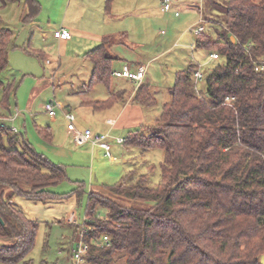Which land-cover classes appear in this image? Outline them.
<instances>
[{
	"label": "trees",
	"instance_id": "trees-1",
	"mask_svg": "<svg viewBox=\"0 0 264 264\" xmlns=\"http://www.w3.org/2000/svg\"><path fill=\"white\" fill-rule=\"evenodd\" d=\"M22 1L21 22H37L40 2ZM213 5L222 16L219 22L208 19ZM204 7L199 8L200 20L220 30L214 38L204 31L195 35L194 45L218 53L222 62L205 69L202 97L193 86L197 64L177 71L170 100L155 122L127 131L121 145L163 151L161 182L149 186L147 175L136 177L134 168L119 183L106 186L131 204L88 193L84 239L90 245L82 264H261L264 68L256 66L264 57V0H206ZM13 39L11 29L0 28V71L8 65L10 48L16 47ZM109 45L105 37L84 54L92 64L85 89L102 83L108 91L106 99L87 103L95 111L109 108L123 94L111 86L117 57L109 53ZM32 54L42 59L41 52ZM14 88L0 79V103L8 114ZM227 96L234 97L232 105L223 104ZM133 101L151 107L156 100L148 84L140 83ZM37 128L44 140H52L49 126ZM16 133L0 121V264L24 259L34 244L37 222L26 216L18 198L44 203L83 192L79 181L68 194L53 192L51 187L67 177L65 166L53 163ZM98 208L105 211L103 218L97 216ZM80 224H71L70 256ZM102 235L109 237L108 245L92 243Z\"/></svg>",
	"mask_w": 264,
	"mask_h": 264
},
{
	"label": "rangeland",
	"instance_id": "rangeland-1",
	"mask_svg": "<svg viewBox=\"0 0 264 264\" xmlns=\"http://www.w3.org/2000/svg\"><path fill=\"white\" fill-rule=\"evenodd\" d=\"M38 1L41 3V10L37 17L38 22L33 25H24L21 22L20 17L24 9L22 0L7 3L5 6L0 4V28L11 29L14 34L13 43L16 46L10 48L8 52V65L0 71V79L14 85L15 90L9 98V112L11 115L14 112L18 113V119L14 123L8 120H3L2 123L9 127L11 125L17 127V135H24L37 151L44 153L53 163L65 166L67 177L51 187L53 192L68 194L76 187V181L82 183L83 192L79 196L69 195L44 203L17 199L26 216L36 220L38 226L33 247L24 259L14 264H24L28 260L32 264H75L70 256L74 235V226L71 225L74 224L72 211L76 212V223H82L87 195L90 191L99 192L124 205L131 204L132 202L106 189V186L119 183L124 174L134 168L136 177L138 174H146L149 186L158 185L161 182L159 165L163 160V151L148 149L142 152L136 147L114 144L110 152L115 156V160L111 161L103 156L95 158L94 161L90 152L81 153L85 149L84 146L89 144L84 146L74 144L67 130V122L61 116V109L55 108V119L51 120L43 107L49 100L58 101L63 106L71 108L75 115L74 126L77 129L88 128L84 119L86 114L84 109L89 113L91 110L89 107L80 108L79 102L83 98L104 100L108 97V91L102 83L85 89L90 77L91 63L84 59L82 54L74 58L69 56L61 58L57 49L52 52L46 49L53 44V29H58L64 20L69 0ZM126 1L129 2L125 3ZM132 1H116L117 10H122V7L126 10L132 9L111 21V24L124 25L127 30L126 40L129 48L123 51L126 52L125 60L145 67L142 83L148 84L156 100L142 121V126H149L158 118L163 104L170 100L168 88L173 85L177 71L185 69L191 62L205 64L203 70L222 62L221 58L208 61L209 52L195 47L193 39V29L198 26H203L204 32L209 33L213 38L220 28L218 25L213 27L209 22H200V13L196 6L200 5V8L204 9L206 0L203 2L174 0L173 7L178 10L179 16H174L173 10L162 12L158 0H137L139 3L133 5ZM79 2H82L81 7L85 5L95 12L102 6L101 3L97 4L96 0ZM143 2L145 9L141 7ZM74 3L76 2L69 5V15L74 10ZM113 7H115L114 2ZM212 7L214 10V5ZM213 10L207 14L208 19L210 22H219L222 16ZM98 14L100 15V12ZM46 29L49 31L43 36ZM35 51L45 53L42 59L32 54ZM116 69L119 68H113ZM117 82L119 83V79L112 76V88H116ZM36 84L40 87V91L37 90V94L34 91L32 94L31 91ZM200 89L204 90V86L201 85ZM1 99L0 91V102ZM15 103H17L16 107ZM107 111H110L109 108L96 112L95 118L91 117L93 126L108 127L98 117ZM0 113L8 115L7 111H3L1 103ZM88 122L90 123L89 118ZM47 125L51 127V141L44 140L38 133V126ZM125 132L118 130L116 134L124 138ZM97 216L103 218L105 211L98 208Z\"/></svg>",
	"mask_w": 264,
	"mask_h": 264
},
{
	"label": "crops",
	"instance_id": "crops-1",
	"mask_svg": "<svg viewBox=\"0 0 264 264\" xmlns=\"http://www.w3.org/2000/svg\"><path fill=\"white\" fill-rule=\"evenodd\" d=\"M79 1H82V0H69V4H68V6L66 8V12H65L66 16H64V20L62 21V23L59 27V28L62 27V28L68 29L71 32V38L69 40H58V39L54 38L53 34H52V40H53L52 43L53 44L50 47L48 46V48H46V49L50 50L51 52L53 50L57 49V53H58L59 57H61V58L66 57V56L74 58L75 56H80L82 54V57L85 59L86 57L84 56V54L87 51H89V50L95 48L97 45H99L103 38L109 37L110 38L109 53L112 56L117 57V60L113 62V66H112L113 68H120L123 64H128L132 68L144 67L142 65L133 64V62L125 60L124 57L126 55V52H123V51L127 50L129 48L128 42L126 40L127 30H126L124 25L111 24V21L118 18L120 15H123L125 13L127 14L130 11V9H132V8H129V10H126V8L122 7L121 8L122 10H117L118 9L116 6L117 0H96L97 4L100 5V3H101L102 6L101 7L98 6V7H100L99 8L100 10L95 12L94 10H92L90 8L88 9V7H86L85 5L81 7L82 2H79ZM136 1L133 0L132 5L139 3L138 1L137 2ZM161 1L162 0H158V2H160V5H161ZM72 2H76V3L73 4L75 6L73 8L74 10L72 9L73 11L70 12V15H69V13H68L69 12V5ZM77 2H79V4H77ZM113 2L115 3V7H113ZM127 2H129V1H126L125 3H127ZM144 3L145 2H143V4L141 5L142 9H145V7H146L144 5ZM75 4H77V5H75ZM173 6H174V0H172V8L170 11L173 10L174 11L173 14H174V16H176L175 12H178V10L176 8H174ZM125 7H127V6H125ZM196 8L199 11L200 5H197ZM99 12H100V15L98 14ZM23 13H24V9L22 11L21 17L23 15ZM177 16H179V14ZM21 17H20V19H21ZM31 24L33 25L35 23H31ZM54 30H56V28L53 29V31ZM48 31H49V29H46V32H43V36H45L46 33H48ZM194 37H195V35H193V39H194ZM39 52H41V51H39ZM44 54L45 53L42 51L41 55L43 56ZM208 56H209V53H208ZM196 64H198V63H196ZM113 68H112V71H113ZM91 71H92V64H91ZM90 74H91V72H90ZM143 78H144V76H143ZM118 79H119V83L118 82L115 83L116 88H112V89H114L115 91H118V90L123 91L122 97L117 99L109 107L110 111L104 112L102 115L98 116L100 121L104 122L108 127L104 128V127L93 126L91 117H94L96 115L95 114L96 112L102 111V110L95 111L87 104L90 101H94L93 99L83 98L79 102L80 108L89 107L90 110L93 112V113H91V111H90V113H89L86 109H84V112L86 113L84 119H85V121H87L86 123L88 125L86 127L91 129V131L93 132L94 135L108 133L112 137H121L120 134L119 135L116 134L118 132V130L119 131L122 130L124 132L126 131L125 133H127V131L130 129H133V128L139 127V126L141 127L143 125L142 121H143L144 116L147 115L148 109L150 110V107L142 106V105L133 101L134 93L136 91V88L138 87V85L136 83L129 81V80H126V79H120V78H118ZM141 83H142V81H141ZM170 88L171 87L168 88L169 92H170ZM37 90L40 91V87L38 86V84L35 85V87L31 91V93L33 94V92L35 91V93L37 94V92H38ZM49 101H51V100H49ZM29 102H31V100ZM54 102H58V101H54ZM58 103L62 106V108H60V107H56V108L61 109V111H62L61 116L64 118V115H63L64 110H70L71 111V108L69 106H63L60 102H58ZM16 105H17V103H15V107H16ZM50 118H51V120L55 119V117H50ZM88 118H89L90 123L88 122ZM17 119H18V113L17 112H14L13 115L8 114L5 117H0L1 122L3 120H8V121H11L12 123H14ZM64 120H65V118H64ZM108 120H111L112 123H108ZM96 125H97V123H96ZM47 126H49V125H47ZM16 129H17V127L15 128V130ZM50 129H51V127H50ZM16 131L18 132V130H16ZM110 142H111V146L116 144L115 142L112 141V139H110ZM84 147H85V149L83 151H81V153L85 154L87 151L90 152V154H91L90 156H91L92 160H94L95 158H100V157L104 156V151L98 146H92L89 144V145H86ZM95 155H97V156H95Z\"/></svg>",
	"mask_w": 264,
	"mask_h": 264
},
{
	"label": "built area",
	"instance_id": "built-area-1",
	"mask_svg": "<svg viewBox=\"0 0 264 264\" xmlns=\"http://www.w3.org/2000/svg\"><path fill=\"white\" fill-rule=\"evenodd\" d=\"M172 8V0H162L161 1V11L162 12H168ZM179 13L175 12V15L177 16ZM202 22V20H200ZM204 31L203 26H198L197 28L193 29L194 35H197ZM53 37L58 40H69L71 38V32L66 28H59L52 32ZM219 58L218 53L211 52L208 56V61L210 60H216ZM264 63V57L260 60L259 66H256V69H263ZM205 64H197V68L194 70L192 74L193 78V86L195 89V92L199 96H204V92L200 89L201 85H204V79H205V70H203ZM145 73L144 67H138V68H132L128 64H123L119 69L112 71V76L120 79H126L129 81H132L139 85L143 79ZM234 102L233 96H227L224 98L223 104L232 105ZM44 110L47 112L48 116L55 117V108L62 106L58 102L54 101H47L44 104ZM64 118L67 122V129L70 132L72 136V140L76 146H83L85 144H90L92 146H98L104 151V156L107 157L109 160L113 161L115 160V156H113L110 152L111 150V142L109 139H112L113 142L116 144H121L123 142L122 137H112L108 133L98 134L94 135L91 129L85 128V129H77L74 126V120L75 115L70 110H64ZM108 123H112L111 120H108ZM4 126L5 124L2 123ZM13 130H15L14 127L11 126ZM72 218L75 220L76 212L72 211L71 213ZM85 217L83 218L82 223L80 224V233H79V239L76 243H74L72 249H71V257L74 260L75 264H82L84 262L85 256L87 255V252L89 250L90 243L87 242L84 239L85 234L87 233V227L84 224ZM92 243L95 245H108L109 243V237L107 235H102L98 240L92 239ZM57 264V263H54Z\"/></svg>",
	"mask_w": 264,
	"mask_h": 264
},
{
	"label": "water",
	"instance_id": "water-1",
	"mask_svg": "<svg viewBox=\"0 0 264 264\" xmlns=\"http://www.w3.org/2000/svg\"><path fill=\"white\" fill-rule=\"evenodd\" d=\"M232 41H234V38L231 37ZM260 263L264 264V253L260 256Z\"/></svg>",
	"mask_w": 264,
	"mask_h": 264
}]
</instances>
